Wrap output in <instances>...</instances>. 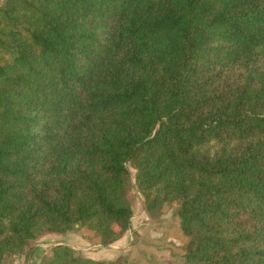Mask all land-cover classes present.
<instances>
[{"label":"trees","instance_id":"16d2710c","mask_svg":"<svg viewBox=\"0 0 264 264\" xmlns=\"http://www.w3.org/2000/svg\"><path fill=\"white\" fill-rule=\"evenodd\" d=\"M175 203L178 264H264V0H3L0 264ZM45 264H114L54 246Z\"/></svg>","mask_w":264,"mask_h":264},{"label":"rangeland","instance_id":"374dc122","mask_svg":"<svg viewBox=\"0 0 264 264\" xmlns=\"http://www.w3.org/2000/svg\"><path fill=\"white\" fill-rule=\"evenodd\" d=\"M3 0H0V4ZM127 200L132 210L129 229L114 243L100 244L91 230L74 225L67 232L49 233L31 245L5 256L1 264H45L44 258L56 245H65L82 258L114 264H178L182 260L187 238L179 228L177 204L169 202L146 210L143 197L135 185V170L128 164Z\"/></svg>","mask_w":264,"mask_h":264}]
</instances>
